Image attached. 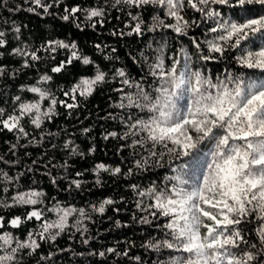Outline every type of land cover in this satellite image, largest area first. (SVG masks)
Segmentation results:
<instances>
[{
	"label": "snow or ice",
	"instance_id": "1",
	"mask_svg": "<svg viewBox=\"0 0 264 264\" xmlns=\"http://www.w3.org/2000/svg\"><path fill=\"white\" fill-rule=\"evenodd\" d=\"M25 2L33 5L27 9L29 12L43 8L44 14H50L53 4L59 7L63 0ZM121 5L127 8L130 20L125 28L129 31L112 34L136 35L145 41L137 55L129 53L136 74L126 65L105 70L84 54L75 41L49 40L32 49L14 47L10 55L22 58L21 69L42 60L41 52L48 53L54 61L58 50H64L66 58L51 68L52 73H60L79 61L83 66H92L93 74L81 76L63 90L67 98L64 100H58L46 87L52 80L46 73L36 83L22 85V91L33 95L28 101L15 96L10 112L0 107V130L17 133V141L28 138L30 133L24 120L42 130L46 121L51 122L58 115L57 104L67 109L78 107L77 96L87 98L98 86L113 82L116 86L112 91L118 94L115 107L121 112L123 130L107 133L104 138L124 141L121 150L127 148L133 158V167L125 175H135V170L166 169L161 182L152 181L143 187L130 185L141 213L133 218L142 224L155 222L159 232V236L142 245L155 254L151 264H264V0H112L109 7L124 11ZM146 6L157 9L151 23H146L141 11H131ZM219 6L232 9V15H225ZM186 9L199 13L201 19H184L182 13ZM14 10L20 9H9ZM78 12L85 13V21L99 17L96 23L101 26L107 14L104 7L65 5L60 18L65 22L71 18L74 26L83 31ZM96 23L91 27L95 28ZM201 24L205 26L203 39L191 38L194 51L184 45L170 47L166 33L159 39H146L162 29L185 37L190 27L199 28ZM13 31L14 38L19 40L20 27ZM5 35L0 31V49L7 45ZM94 47L101 50L100 44ZM111 51L115 53L116 49ZM104 59L112 61L119 57L105 55ZM221 62L224 66L219 71L209 67ZM5 70L6 66L0 65V76ZM83 131L87 133L89 129ZM35 140L32 136L30 142ZM63 148L69 155H84L71 140ZM63 167H67V161ZM93 171L96 183L100 184L101 172L118 175L121 168L99 163ZM18 180L19 177L0 169V209H29L23 217L8 219L0 215V264H25L26 257L37 255L42 242L54 243L70 229L81 236L88 232L85 221L92 217L85 208L58 200L46 202L43 190L21 191L16 186ZM52 183H56L55 178ZM72 186L79 189L81 182L71 180L69 188ZM114 203L108 198L98 207L91 205V210L103 214L105 206ZM33 220L36 226L23 237L9 230ZM83 243L87 245L89 240L83 239ZM106 252L121 255L111 247ZM105 254L98 253L100 257ZM51 256L52 253H41L37 264Z\"/></svg>",
	"mask_w": 264,
	"mask_h": 264
},
{
	"label": "trees",
	"instance_id": "2",
	"mask_svg": "<svg viewBox=\"0 0 264 264\" xmlns=\"http://www.w3.org/2000/svg\"><path fill=\"white\" fill-rule=\"evenodd\" d=\"M111 2L112 0H63L59 7L53 4V7L49 9L50 14H44L43 8H37L36 13L39 14H36L27 11L33 5L26 3L25 0H0V31L6 33L7 40L6 47L0 49L2 53L0 65L6 66L5 74L0 76V107L10 112L13 98L17 95L28 101L33 94L22 91L21 86L36 83L42 74L46 73L52 77L46 87L51 89L58 100L67 99L63 96V90L70 88L81 76L93 74L92 66H83L79 61H74L60 73H52L51 68L66 58L64 50H58L54 61L49 58L48 53L41 52L42 60L33 62L32 67L21 69L22 58L10 55L11 50L18 46H28L32 49L40 47L49 40L75 41L84 54L90 56L105 70L113 66L126 65L135 75L137 69L129 53L137 55L145 41L136 35L121 37L112 34L113 31L127 33L129 29L125 28V24L130 18L127 16L126 6L121 5L120 8H124V11H120L119 8L109 7ZM44 3H53V0H44ZM65 5L69 8L76 5L82 8L104 7L107 14L101 26L96 23L99 17L93 18L92 21H85L84 12L76 13L83 24V31H81L74 26L71 18L67 22L60 18L64 14ZM219 7L225 15H232V9L226 6ZM254 7L259 8V6ZM17 8L20 10L9 11V9ZM131 11L134 14L141 11L146 23H151V17L157 9L146 6L139 10L133 8ZM235 11L238 12L239 9ZM160 15L163 18V12ZM182 15L189 22L193 19L198 21L201 19L199 13H194L190 9H186ZM166 22L173 21L166 20ZM92 23H96L95 28L91 27ZM16 26L20 27L19 40L14 38L16 33L13 28ZM204 27L203 24L199 28L193 25L188 29V36L185 37H177L171 30L162 29L159 33L150 34L146 39H151L152 36L159 39L160 35L166 33L170 47L184 45L194 51L191 38L195 36L203 39ZM96 44L101 45L99 52L94 47ZM112 48L116 49L115 53H112ZM105 55L116 56L119 59L108 61L104 59ZM223 66V62L209 64L214 72L221 70ZM17 69L21 70L17 72ZM115 86L113 82L105 83L98 86L93 95L87 98L77 96L76 103L79 106L72 109L57 104L58 115L51 122L46 121L42 130L34 129L27 120H24L25 129L30 133L28 138L17 141V133L6 129L0 130V157H3L0 161V169L9 176L19 177L16 186L21 191L30 188L43 190L47 194L46 202L55 203L58 200L76 207H83L92 217L91 220L85 221L88 232L84 236L70 229L59 236L54 243L42 242L37 255L26 257L25 264H37L41 253L45 256L52 253V256L51 259L41 261L40 264H151L155 259V254L142 245L151 238L159 236V232L155 222L142 224L138 219L133 218L134 216L138 218L141 213L136 208V197L130 185L139 184L143 187L152 181L161 182L166 169L155 168L147 172L135 170V175H125L128 169L133 167V158L127 148L121 150L120 145L124 141L112 137L104 138L107 133L123 130L119 119L121 112L115 107L118 94L112 91ZM85 128L89 129L87 133L83 131ZM49 132L52 135H46ZM32 136L36 137L35 142H30ZM68 140L78 146L79 151L84 155H69L63 148ZM13 144L17 145L15 149L11 148ZM92 148L95 151L89 152ZM65 161H67V167H63ZM99 163L110 168L119 166L121 173L112 175L110 172H101L99 174L101 183L97 184V175L93 170ZM78 172L83 175L77 176ZM53 178L56 180L55 184L52 183ZM71 180H79L81 187L69 188ZM108 198L115 203L106 205L103 214L91 210V205L98 207ZM27 210H29L27 207L19 206L0 209V215L8 219L16 215L23 217ZM117 221L120 222L119 226ZM36 223L35 220L29 221L22 224L19 229L9 230L23 237L29 229L36 226ZM69 223H72L71 219ZM83 239H88L89 243L85 245ZM110 247L115 248L121 255L107 253L106 249ZM93 251L96 255H90ZM100 251H105L104 257L98 255ZM124 252L128 255H123ZM136 257H140V260L137 261Z\"/></svg>",
	"mask_w": 264,
	"mask_h": 264
}]
</instances>
